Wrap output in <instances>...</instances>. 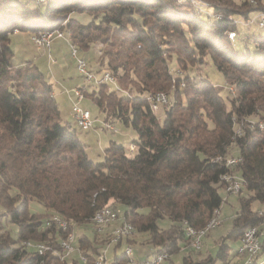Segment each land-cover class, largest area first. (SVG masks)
<instances>
[{
  "label": "trees",
  "instance_id": "obj_1",
  "mask_svg": "<svg viewBox=\"0 0 264 264\" xmlns=\"http://www.w3.org/2000/svg\"><path fill=\"white\" fill-rule=\"evenodd\" d=\"M203 1L208 10L198 0H0V264H97L102 249L105 257L113 253L111 264H125L129 257L116 250L132 244L135 233H146L141 243L150 254L170 257L186 247L182 264H227L226 241H238L251 226L264 232V27L246 33L263 8L254 0L252 6L244 0V9L232 0ZM56 29L81 49L104 46L96 71L107 70L123 93L99 83L84 96L103 121L133 132L132 152L110 140L101 162H93L79 136L87 130L64 120L50 80L34 61L14 62V30ZM239 31L249 38L233 42ZM208 61L222 75L219 91L203 75ZM162 93L167 104L158 117L149 100ZM225 175L244 180L235 193L239 209L215 254L196 259L192 253L200 249L190 247L185 228L200 230L219 211ZM117 204L124 207L121 224L134 233L113 241L93 217ZM53 215L66 221L65 229L49 222ZM69 235L75 256L60 259ZM26 243L46 250L38 255Z\"/></svg>",
  "mask_w": 264,
  "mask_h": 264
},
{
  "label": "rangeland",
  "instance_id": "obj_2",
  "mask_svg": "<svg viewBox=\"0 0 264 264\" xmlns=\"http://www.w3.org/2000/svg\"><path fill=\"white\" fill-rule=\"evenodd\" d=\"M44 1L45 0H40L39 2L43 3ZM232 1L234 3V6L237 7L238 9L239 8L244 9L245 7L248 8L247 4L245 2H243L244 0H232ZM247 1L249 2L250 0H247ZM259 1H260V3H259ZM33 2H35V0H33ZM256 4H258V6H260V4H261V7L264 9V0H254V5H256ZM252 5L253 4H251V6ZM263 9L257 10L253 17H255L257 15V13ZM76 18L82 22H87L90 19L88 15H84V14H78V15H76ZM236 20H238V19H236ZM240 23L241 22L239 19L238 24H240ZM249 23H250L249 24L250 26H249L248 31L246 30V33L253 32L255 29H257L259 27V26L257 27L258 24L256 21L251 20ZM240 28H242V27H240ZM244 32L239 31L238 33L237 32L234 33L233 36L231 37L232 41L236 42V43L237 42H239V43L244 42L245 40L243 38H249L246 34H244L242 37V33H244ZM30 37H31V34L14 30V35L11 36L10 45L14 51L13 60L15 63H21V62L27 61V60L34 61V63L41 70V72H43L45 74V76L50 80V82L52 83L53 89L56 90L57 92L59 90H61V92L63 90L67 92L72 87H81L82 92H83V90L89 91V90H91L93 85H96V84H85L84 79L82 78L83 76L76 69L75 60L72 59L69 55L70 49L68 47L67 42L64 39H63V41L65 42L66 45H63V47L61 49H58V46L60 43H63V42L59 41L62 39H59V40L52 41L51 47L49 50H40V49H37L32 44V42L30 41ZM103 47L104 46L97 43V44L93 45L92 48H90L88 50L83 48V47H82V49L79 48V49H81L80 50L81 55L84 57V59L86 61H88V67L92 71L98 73L99 75L101 74V72L107 71V70H101V68H100V71H96V69L98 68L97 64L99 61V53ZM250 47L252 48V44H250ZM56 49H58V50L56 51ZM178 72L180 73V71H178ZM203 75L211 83H213L215 85L218 84L217 90L221 89L219 87H221V85H223V83H224L222 75L218 71L215 70V68L213 67L211 62L208 61L207 64L204 66ZM116 83H117L116 80H114L113 83L111 82L110 89L116 90L117 94L120 95L123 92H122V90H118V86ZM87 94L85 95L86 96V98H85L84 92H83V99L80 101L79 105L81 107L89 110L90 115L96 116L98 118H92L90 116V118H91L90 121L92 123L91 126L87 129L86 132H80L79 136H80L81 140L83 141V143H85V145L87 146V152H88L89 158L93 162L97 163V162H101V160L103 158V151L108 146L110 140H115L118 143H121L125 148H127L128 144L135 138V136H134L133 132L130 131L129 129H123V130L121 129L120 130V128L117 125L103 121L102 116L100 117L98 110L96 109V107L94 105H92L93 102H92L91 98L89 97V95H87ZM66 95L64 93L63 94L57 93V96L55 97V99L59 105V109L61 111V114H62L64 120L66 122L73 123V125H74V118L71 115V105H72V102L75 101V98H74V95L70 94V99H69V95H67V96ZM154 112L156 113V116L163 117V107L158 108V110H155ZM108 125H111L112 127L115 126V128H117V130H118L117 133H114L108 127ZM230 153L233 154L234 151L231 150ZM219 193L224 200H223V203L219 209L218 224L213 229L208 231L206 235H204V237L201 240L200 250L192 253V256L194 258H197L200 255L201 256L206 255L208 253L213 254V255L215 254V252L217 251V248H218V245H217L218 239L227 234V232L229 231V229L231 227L232 219L235 217V214L239 209V205H238L239 196L237 194H229L226 192L224 193L222 189H219ZM241 195L245 196L246 191L242 190ZM251 205H252V208L258 214H259V212H261L262 206H260V204L258 202H253ZM108 206L110 208H112L113 211L115 212L114 220L102 228H100V227L98 228L96 226V229L98 232H100V230H102L100 233H103V232L106 233L107 232L111 236L112 231L114 229H116L118 227V225L120 226L121 223L123 222L121 214L124 211V207L121 204L115 205V206H117L116 208L112 207L110 205H108ZM36 209H38L37 205L35 203H32L31 204V211H35ZM53 217H58V216L53 215L52 217H50V219L52 220ZM65 223H66V221H65ZM159 225L165 226V225H167V221H161L159 223ZM66 226H67V223H66ZM8 229H9L10 233L14 236L16 233V227L9 225ZM76 231H77V229H76ZM79 231L80 230H78V232ZM83 231H84V229H83ZM85 232L88 235H90L89 230H85ZM262 232L263 231H260V233H262ZM133 233H134V231L132 232V234L130 236H132ZM144 236H147L146 233H135L133 236L135 239H134V242L132 244H130L131 245L130 247L132 249V250H130V255H131L130 258L134 262H136L134 260V258H142L148 252H150V251L152 252V248L149 244H145V243L142 244L141 243L142 241H145ZM72 237H73L72 246L74 247L75 237H74V235H72ZM25 241H27V240H25ZM25 241H22L21 244H23V242H25ZM29 241L31 243H35V241H32V240H29ZM226 243L230 246V260L227 264H241L243 262V259H242L243 257L240 254H238V255L236 254V251H237L238 246H239L238 241H226ZM125 246H129V245L128 244H126V245L122 244L121 247L116 250L117 255H120L122 252H125L124 251ZM108 247H110V246H108ZM182 251L184 252V250H182ZM182 251H179L178 253L171 255L169 260H167L169 258V254L167 253L168 258L166 260H164L161 264H170V263L182 264V257H184L186 255V254H183ZM75 252H76V250L72 251L67 256V258L70 257L71 255H73ZM112 254L113 253L110 252V249L107 250L105 261L102 264H111L112 260H113ZM74 256H75V254H74ZM237 256L240 258L239 259L240 261H238ZM215 264H223V262L218 260Z\"/></svg>",
  "mask_w": 264,
  "mask_h": 264
},
{
  "label": "built area",
  "instance_id": "obj_3",
  "mask_svg": "<svg viewBox=\"0 0 264 264\" xmlns=\"http://www.w3.org/2000/svg\"><path fill=\"white\" fill-rule=\"evenodd\" d=\"M40 0H37L36 2L39 3ZM200 3L205 4L206 9L208 10L209 5L202 1L198 0ZM216 18H219L218 15H216ZM230 21L233 23L236 22L235 19L232 17L229 18ZM264 19V9L259 11L255 17H253V21H256L257 24L262 22ZM64 39L65 41H71L69 38H64L62 35V30L56 29L54 32H50V34H31L30 41L32 44L40 50H49L51 47V43L54 40ZM72 42V41H71ZM79 48L77 45H75L72 42V50H69V55L72 59L75 60L76 63V69L77 71L83 76L85 84H99V83H111L112 80H110V74H105V72H101L99 75L98 73L92 71L88 67V61H80V58H76V49ZM183 85V83H181ZM72 95H74L75 101L72 102L71 105V115L74 118V125L75 127L81 129V130H87L91 126L90 121V112L86 108H83L79 105L81 99H83V92L81 90V87H72L69 91ZM150 102V108L151 107H164L167 104V101H151ZM114 126V125H113ZM108 127L114 132L117 133V128L112 127L111 125H108ZM129 152H132L134 150V145L129 144L128 145ZM240 160V159H239ZM236 163H232L230 161V165H235ZM239 185H244V180L241 176H235L234 182L232 183V186L230 187L229 194H233V192H239ZM113 210V209H112ZM99 212H101V208L99 209ZM261 214V212H259ZM109 214H104V218L109 217ZM102 220V219H101ZM264 219L262 220V222ZM49 222L56 223L54 220H49ZM58 224V223H56ZM61 228L63 225L58 224ZM212 227V224H211ZM121 228L119 227L118 231L116 232L114 237V241L118 240V232H121ZM185 238L188 239H195V236H187V233H184ZM264 238V232L260 234H252V226L247 228L243 234L240 236L238 243V249L236 251L237 253H247V260L244 261L242 264H264V250L262 249V240ZM199 241H195V248H198ZM76 246L74 245L73 248H63L60 250V254H58L60 259H63V253L66 251H75ZM126 250H132L130 245L124 247V251ZM38 255H42L41 252H35ZM100 264H102L105 261V249L101 250L100 253ZM79 258L81 260H85V257L80 255ZM165 259V254H158V252L152 253L150 256L136 260V264H140V261H148V264H161ZM127 264V263H125Z\"/></svg>",
  "mask_w": 264,
  "mask_h": 264
},
{
  "label": "bare ground",
  "instance_id": "obj_4",
  "mask_svg": "<svg viewBox=\"0 0 264 264\" xmlns=\"http://www.w3.org/2000/svg\"><path fill=\"white\" fill-rule=\"evenodd\" d=\"M259 25L261 27H264V19L262 22L259 23ZM50 32H54V31H48V32H41L39 34H50ZM64 33H62L63 35ZM64 36V35H63ZM71 50H72V46H71ZM76 54H77V50H76ZM80 53L77 54L78 55ZM80 61H86L84 58H80ZM108 74V73H106ZM110 80L113 81V77L110 75ZM151 101H167V98L165 97L164 94H157L153 97L150 98ZM159 107H151V110L154 112L155 110H158ZM260 128H264V124H260L259 125ZM230 161L234 162L233 159L228 160V163H230ZM234 175H225L223 177L224 181L226 182V187L224 189V191L226 193L230 192V187L232 186V183L234 182ZM242 185H239V190L241 188ZM237 192H233V194H235ZM109 217L104 218V214H109ZM115 217V212L112 210V208L110 207H104L101 209V212H99V210L94 214L93 217V224L95 225V227L97 226L98 228H102L105 225H108L110 222H112L114 220ZM218 218H219V211L217 210L216 213L214 214V216L209 219L204 228L200 229V230H196L190 226H186L185 228V232L187 233V236H195V239H190V247L192 249L198 250L201 247V240L202 237L211 229H213L217 224H218ZM102 219V220H101ZM54 221H56V223L63 225L62 229L66 228V223L65 221L61 220L60 218L54 217L53 218ZM212 224V227H211ZM119 227L122 229L121 232H118V240L125 238V237H129L132 232H133V227L129 224H121L120 226L118 225V227L116 229L113 230L112 232V236L116 235V232L118 231ZM100 230V229H99ZM102 230H100L101 232ZM252 234H258L256 227H252ZM114 240V237H113ZM195 241H199L198 243V248H195ZM73 243V237L72 235H69L66 239L61 241V247L60 248H73L72 246ZM25 245V244H24ZM27 246H31L34 250H36L37 252H45L46 247L43 244L40 243H36V244H31V243H26ZM72 251H66L64 253L65 257H67ZM126 257H129V261L127 262V264H136V262H134L133 260H131L130 258V250H126L125 252ZM161 254H165V253H161ZM240 254L243 258V262L247 260V253H238ZM167 258V254H165V259ZM242 262V263H243ZM97 264H100V258L97 260L96 262ZM241 263V264H242ZM140 264H148V261H142L140 262Z\"/></svg>",
  "mask_w": 264,
  "mask_h": 264
},
{
  "label": "crops",
  "instance_id": "obj_5",
  "mask_svg": "<svg viewBox=\"0 0 264 264\" xmlns=\"http://www.w3.org/2000/svg\"><path fill=\"white\" fill-rule=\"evenodd\" d=\"M59 41H62V40H59ZM62 42H63V43H60V44H59L58 49H61V48L63 47V45H66L64 41H62ZM58 49H56V51H57ZM57 93H58V94H63V93H64L65 95L67 94V95H69V99H70V94L72 95L71 92H66V91H64V90H63L62 92H61V90H59V91L57 92L56 90L53 89V95H54V97L57 96ZM67 95H66V96H67ZM182 250H184V252H183ZM180 251H182L183 254H186V255H187L189 250H188V248L184 247V248L181 249ZM150 252H151V251H150ZM150 252H148V253H147L144 257H142V258H134V260L136 261V260L144 259V258H146V257H148V256L151 255ZM203 256H205V255H202V256L200 255V256L197 257V258H201V257H203ZM170 257H171V256H170ZM170 257H169L167 260H169ZM237 257H238V256H237ZM197 258H196V259H197ZM193 259H194V258H193ZM239 259H240V258L238 257V261H240ZM140 262H141V261H140ZM170 264H172V263H170Z\"/></svg>",
  "mask_w": 264,
  "mask_h": 264
}]
</instances>
